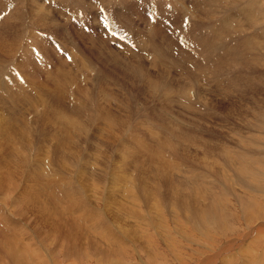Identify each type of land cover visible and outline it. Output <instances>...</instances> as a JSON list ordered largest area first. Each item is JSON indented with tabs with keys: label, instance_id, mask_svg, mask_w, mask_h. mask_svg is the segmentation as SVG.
<instances>
[{
	"label": "rangeland",
	"instance_id": "1",
	"mask_svg": "<svg viewBox=\"0 0 264 264\" xmlns=\"http://www.w3.org/2000/svg\"><path fill=\"white\" fill-rule=\"evenodd\" d=\"M81 1L0 0V238L5 235L0 239V256H6L4 244L14 238L19 249L25 244L44 253L42 264H147L149 255L157 260L148 264H205L214 257L211 264H264V141L257 139L264 136V119L215 97L218 111L226 116L209 118L181 107L207 103L195 95L191 100L180 97L175 105L149 104L144 90H139V103L133 101L130 110L113 102L85 111L76 96L60 95L52 84L59 69H74L105 55L139 53L151 59V53L143 51L139 42L135 46L120 26L131 28L136 39L154 33L157 44L188 58L194 71L197 63H206L201 42L207 31L194 33L190 16L185 17L188 12L174 7L176 0ZM152 1L173 19L176 32H169L158 20L148 30L139 3L151 9ZM219 1L215 6L224 7L211 21L219 32L215 34L237 39L233 28L253 26V18L241 20L242 9L240 14L236 8L227 12L230 0ZM262 5L253 6L263 15ZM83 11L89 13V20L76 16ZM184 17L191 24H184ZM261 35L259 29L253 34L264 39ZM64 50L71 54V62ZM37 53L45 66L36 64ZM249 95L259 105L252 106L249 99L245 104L260 112L264 88ZM49 105L53 111L45 112ZM162 108L174 120L204 121L202 130L183 128L187 142L173 150L167 133L156 127ZM190 174H195L197 187L175 195ZM228 242L234 247L224 254ZM64 248L81 254L67 260Z\"/></svg>",
	"mask_w": 264,
	"mask_h": 264
},
{
	"label": "clouds",
	"instance_id": "2",
	"mask_svg": "<svg viewBox=\"0 0 264 264\" xmlns=\"http://www.w3.org/2000/svg\"><path fill=\"white\" fill-rule=\"evenodd\" d=\"M216 0H197L191 5L192 29L194 33L207 31V38L202 41L206 63H197L193 71L188 58L175 56L171 49L156 43L154 33L145 34L139 41L143 51L151 53V59L142 54L102 56L97 61H84L75 68L59 69L52 77L54 91L64 96H76L81 109L87 111L91 106L101 103H118L129 110L133 101L137 100L139 90H144L145 100L149 104L173 105L180 97L189 100L195 95L203 97L207 103L200 106L181 105L189 112L211 118L214 115L226 116L218 111V103H235L243 111L253 112L264 119V105L256 112L251 105L245 104V99L255 101V96L249 95L257 87L264 88V39H258L252 33L257 29L264 34V18L253 22V26L244 30L245 39L218 36L211 28H205L215 20L213 8ZM231 41V43H229ZM94 68V71H89ZM81 77H84L82 82ZM264 99V97H262ZM53 111L51 106L45 112ZM232 109L228 114L234 112ZM141 114H147V107L141 109ZM161 123L156 125L161 133H167V143L175 149L187 141L183 128L194 127L201 131L202 120L193 118L188 124L179 118L172 119L167 108H162ZM257 139L264 141V136ZM195 174L187 176L186 186H177L175 195L180 192L191 193L197 187L194 183Z\"/></svg>",
	"mask_w": 264,
	"mask_h": 264
},
{
	"label": "bare ground",
	"instance_id": "3",
	"mask_svg": "<svg viewBox=\"0 0 264 264\" xmlns=\"http://www.w3.org/2000/svg\"><path fill=\"white\" fill-rule=\"evenodd\" d=\"M68 1V0H67ZM218 1L219 0H216V3H218ZM251 1H252V3H251ZM81 2H84V3H86V1L85 0H83V1H81ZM221 2H223L224 4H227L228 2H229V0H222V1H219V3H221ZM256 2L257 3H259V4H262V2H263V4H264V0L263 1H261V0H230V2H229V7L227 8L228 10H227V12L229 11V12H234V11H236V10H232V9H237V12H238V14H240V9H242V14L240 15L241 17V20L243 21V18L242 17H244V16H247L248 18H253L254 19V21H256V20H259L258 19V17L260 16H262L263 18H264V13H263V15L262 14H260V10H259V8H258V6L256 7V6H253V5H256ZM67 3V2H66ZM78 3H80V1L78 2ZM193 3H197V0H176L175 1V3H174V7H177L178 9H181L182 11H183V13L184 12H188L187 14H191V12H192V7H191V5L193 4ZM11 4V3H10ZM9 5V4H8ZM87 5H88V3H87ZM221 5H223V4H221ZM219 6V5H216V6H214V8H213V14L214 15H216V12L220 9L221 10V7H224V6ZM12 6H14L13 4H12ZM171 6V5H170ZM187 6H188V8H187ZM228 6V5H227ZM263 6V5H262ZM172 7V6H171ZM264 7V6H263ZM41 10V9H40ZM225 10V9H224ZM262 10V9H261ZM164 13L166 12V8H164ZM223 11V10H222ZM222 11H220V12H222ZM224 12V11H223ZM175 13V12H174ZM181 13V12H180ZM182 13V14H183ZM228 14V13H227ZM232 14V13H231ZM230 14V17L232 16ZM234 14V13H233ZM9 15H10V13H9ZM219 15H220V13H219ZM33 16V15H32ZM173 16H175V15H173ZM184 16V15H183ZM223 16V15H222ZM227 16V15H226ZM225 16V17H226ZM228 16H229V14H228ZM236 15H234L233 16V18L235 17ZM216 17H217V15H216ZM224 17V16H223ZM223 17H222V19H220V21L221 20H223ZM224 17V18H225ZM237 17V16H236ZM28 18V17H27ZM31 18V17H30ZM8 19V18H7ZM38 19H40V18H38ZM219 18H217V20H218ZM226 19V18H225ZM231 19V18H230ZM229 19V20H230ZM216 20V21H217ZM228 20V21H229ZM41 21V20H40ZM225 20H223V22H224ZM227 21V22H228ZM174 22V21H173ZM217 22H219V21H217ZM223 22H221V23H223ZM232 22V21H231ZM239 22H241V21H239ZM244 22V21H243ZM6 23H8V24H12L13 25V27H12V29L14 30V31H16V29H15V27L16 26H14V22L12 23V22H10L9 20L8 21H6ZM31 23V22H30ZM56 23V22H55ZM32 24V23H31ZM30 24V25H31ZM36 24V23H35ZM219 24V23H218ZM228 24V23H227ZM227 24H226V26H227ZM230 24V23H229ZM234 24V23H233ZM56 25V24H55ZM210 27H208V28H211V30L213 31V33L215 34L216 32H218V30L216 31V30H213V28H212V26L214 25V23H211L210 22ZM220 25V24H219ZM224 25V24H223ZM239 25L240 24H238L235 28H233L234 29V32H236L237 33V39H242V40H244L245 39V37L244 36H242V35H239L240 33H243L244 32V28H242V29H240V27H239ZM25 26H27V25H25ZM180 26H181V24H180ZM234 26V25H233ZM30 27V26H29ZM217 27H218V25H217ZM229 27V26H228ZM27 28V27H26ZM34 28H35V26H34ZM219 28H221V27H219ZM224 28V27H223ZM226 28V27H225ZM230 28H232V25H231V27ZM248 28V27H247ZM250 28V27H249ZM154 29V28H153ZM153 29H151V30H153ZM207 29V28H206ZM217 29V28H216ZM227 29V28H226ZM233 29H231V30H233ZM22 30V29H21ZM149 31H150V29H148ZM258 30V29H257ZM216 31V32H215ZM225 31V30H224ZM17 32V31H16ZM28 32V31H27ZM202 32H204V31H202ZM233 32V31H232ZM23 33V32H22ZM221 33V32H220ZM235 33V34H236ZM26 34V33H25ZM204 34H206V35H204V38H203V40H205L206 38H207V33H204ZM218 34H219V32H218ZM218 34H216V35H218ZM235 34H232L233 36L235 35ZM253 34H255V32L254 33H252V35ZM262 34V33H261ZM263 35L264 34H262L261 36V38H263ZM6 36H8V37H12V35L10 34V33H7V35ZM219 36V35H218ZM223 37H225V39H227V38H229V37H231L230 36V34H228V33H226L225 34V36H223ZM235 37V36H234ZM9 39V38H8ZM197 39V38H196ZM198 40V39H197ZM1 41V40H0ZM18 41V40H17ZM231 41H229V43H230ZM239 42V41H238ZM15 44V43H14ZM201 44H202V42H201ZM19 47V46H18ZM20 48V47H19ZM14 51V50H13ZM16 51V50H15ZM200 51V50H199ZM203 51V50H202ZM200 53H201V51H200ZM205 62H207L206 60H205ZM193 63H191V65H192ZM6 66V65H5ZM193 67H196V66H193ZM11 80V79H10ZM50 80V79H49ZM11 81H13V80H11ZM10 82V81H9ZM17 83V82H16ZM258 88V87H257ZM260 96V95H259ZM61 98V97H60ZM187 99V98H186ZM68 100V99H67ZM188 100V99H187ZM262 100V99H261ZM260 101V100H259ZM264 101V100H263ZM262 101V102H263ZM182 102V101H181ZM206 102V101H205ZM232 103V102H231ZM177 104V103H176ZM230 104V103H229ZM253 104L255 105V106H257V104L258 103H252V106H253ZM175 105V104H174ZM233 105V104H232ZM248 105H251L250 103L248 104ZM259 105V104H258ZM260 105H262V104H260ZM263 105H264V103H263ZM118 107V106H117ZM66 109H68V108H66ZM256 110H257V107H256ZM247 112V111H246ZM194 113V112H193ZM52 116V115H51ZM59 116H60V114H59ZM58 116V117H59ZM257 116H259V115H257ZM260 118V117H259ZM257 119V118H256ZM255 119V120H256ZM111 120V119H110ZM247 120V119H246ZM254 120V119H253ZM252 120V121H253ZM113 121H111V123H112ZM257 122H259V121H257ZM10 124V123H9ZM5 125V124H4ZM109 128V127H108ZM151 129V128H150ZM1 130V129H0ZM110 130V129H109ZM130 131H132V130H130ZM142 131V130H141ZM151 131V130H150ZM145 133V132H144ZM242 133V132H241ZM15 134V133H14ZM124 133H122V135H123ZM126 134V133H125ZM149 135H151L150 133H149ZM237 135H238V133H237ZM129 137V136H128ZM131 137V136H130ZM136 137H137V135H136ZM141 137V136H140ZM156 137V136H155ZM152 139V138H151ZM156 139V138H155ZM159 139V138H158ZM122 140V139H121ZM48 142V141H47ZM119 142V141H118ZM121 142V141H120ZM140 143V142H139ZM137 147V146H136ZM172 148V147H171ZM228 152V151H227ZM226 152V153H227ZM146 153V152H145ZM144 153V154H145ZM223 155V154H222ZM227 155V154H226ZM153 158V157H152ZM154 159V158H153ZM233 161V160H232ZM200 180V179H199ZM207 187V186H206ZM198 202V201H197ZM182 204V203H181ZM210 208V207H209ZM92 216V215H91ZM86 218H88V217H86ZM90 218V217H89ZM113 218V217H112ZM98 220V219H97ZM161 220V219H160ZM62 221V220H61ZM159 221V220H158ZM162 222V225H164V224H166V223H164L163 221H161ZM164 223V224H163ZM222 223V222H221ZM53 224V223H52ZM89 224H91V222L89 223ZM89 224H87V225H89ZM7 225V224H6ZM168 225V224H167ZM90 226V225H89ZM95 226V225H94ZM103 226V225H102ZM165 226V225H164ZM6 227V226H5ZM158 227V226H157ZM166 227V226H165ZM169 227V226H168ZM67 228V227H66ZM65 228V229H66ZM3 229H4V226H3ZM54 229H56V228H54ZM97 229V228H96ZM5 230V229H4ZM53 230V229H52ZM3 231V230H2ZM5 231H7V230H5ZM4 231V232H5ZM55 231V230H54ZM53 231V232H54ZM103 231V230H102ZM252 231V230H251ZM56 232H59V230H57ZM109 232V231H108ZM165 232V231H164ZM7 233V232H6ZM65 233V232H64ZM9 233H7V235H8ZM6 235V236H7ZM15 235H17V234H15ZM248 235V234H247ZM20 237V235L18 234L16 237L17 238H19ZM13 237H15V236H13ZM26 237V236H25ZM76 237V236H75ZM4 238H5V235H4ZM3 238V239H4ZM21 238V237H20ZM28 238V237H27ZM110 238H112V239H115L114 237H110ZM1 239V238H0ZM3 239H1V240H3ZM65 239V238H64ZM19 240V239H18ZM62 240V239H61ZM109 240V239H108ZM7 240L5 239L4 240V242H6ZM22 241V240H21ZM26 240H24V242H25ZM106 241V240H105ZM16 241H15V239L13 238L12 240H10V242H8L7 241V243L8 244H4V246H7V250L5 251V253H6V256L4 257V256H0V259H2L4 262H5V264H42V263H46V261H45V258L47 257L44 253H40L38 250H35L37 247L36 246H34L35 247V249H32V248H28V249H31L30 251H28V249H27V247L26 246H24L25 244H22V243H20V244H22L24 247H26V248H23V246H21V249H19V245L18 244H14ZM18 242V241H17ZM23 242V241H22ZM26 242H28V240L26 241ZM32 242H34V241H32ZM62 242H64V240H62ZM112 242V241H111ZM117 242V241H116ZM238 242H239V239H238ZM237 242V243H238ZM29 243V242H28ZM65 243V242H64ZM150 243V242H149ZM229 243V242H228ZM114 244V243H113ZM18 245V246H17ZM26 245H28L27 243H26ZM35 245V244H34ZM115 245V244H114ZM225 245V244H224ZM228 246H225V247H223L224 249V254H225V252H226V250H228V249H232L233 247H234V242H230L229 244H227ZM65 246H66V244H65ZM252 246V245H251ZM259 246V245H258ZM67 247V246H66ZM237 247V246H236ZM71 248V247H70ZM38 249V248H37ZM65 249V248H64ZM78 249V248H77ZM128 249V248H127ZM66 250V252L67 253H65L64 255H63V257L66 259L67 258V260L68 259H70V260H72L73 258H74V256L73 255H75V254H77V255H75V256H79L80 254H81V252L80 253H78V252H75V251H73L74 249L72 248V250H70L69 248H66L65 249ZM2 253L1 254H3V251H1ZM58 252H60V250L58 251ZM64 252V251H63ZM221 253V252H220ZM46 256H44V255ZM59 254V253H58ZM57 254V255H58ZM62 254V253H61ZM150 254V253H149ZM148 253H147V255H149ZM153 254V253H152ZM223 254V255H224ZM50 255V254H49ZM67 255H69V256H67ZM52 256V255H51ZM73 256V257H72ZM49 257V256H48ZM56 259H57V257L56 256H54ZM149 257H150V262H148V263H152L153 261H156L157 259H156V255H153V256H151V255H149ZM251 257V256H250ZM153 258H155V259H153ZM44 259V260H43ZM49 259V258H48ZM47 259V263L49 262L50 263V261ZM212 259V258H211ZM215 259H217V257H214V259L213 260H210V259H208L209 261L207 262H205V264H211V263H214L215 262ZM259 259V258H258ZM258 259H256V260H258ZM54 260V259H53ZM263 260V259H262ZM45 261V262H44ZM64 261H66V260H64ZM0 262H2L1 260H0ZM57 262V261H56ZM69 262H71V261H69ZM147 263V264H148ZM259 264L258 262H253V261H249L247 264ZM157 264V263H156ZM162 264V263H161Z\"/></svg>",
	"mask_w": 264,
	"mask_h": 264
}]
</instances>
